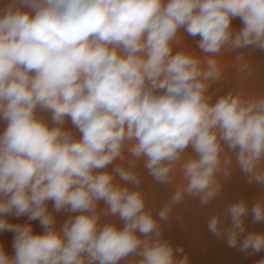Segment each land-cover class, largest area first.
<instances>
[{
    "label": "clouds",
    "instance_id": "obj_1",
    "mask_svg": "<svg viewBox=\"0 0 264 264\" xmlns=\"http://www.w3.org/2000/svg\"><path fill=\"white\" fill-rule=\"evenodd\" d=\"M182 29L199 37L202 55L173 51ZM249 46L264 50V0H10L0 9V231L15 235L0 264H190L163 238L135 167L143 160L160 183L182 178L160 220L187 197L205 205L219 195L232 166L225 146L248 182L264 185V96L209 94L221 53ZM235 66L246 71L243 55ZM61 210L78 214L57 228ZM249 211L264 222V199L229 204L208 230L260 252L264 233L241 240Z\"/></svg>",
    "mask_w": 264,
    "mask_h": 264
},
{
    "label": "rangeland",
    "instance_id": "obj_2",
    "mask_svg": "<svg viewBox=\"0 0 264 264\" xmlns=\"http://www.w3.org/2000/svg\"><path fill=\"white\" fill-rule=\"evenodd\" d=\"M10 0H0V9L6 7ZM232 28L238 31L242 28V21L239 17L233 18ZM183 39L180 44L174 46L173 51L184 50L185 48L196 55H202L198 48L199 37H192L187 32L181 30ZM243 55L248 68L245 72H240L236 68V56ZM220 60L224 72L219 82L209 88V94L212 101L227 94L229 91H238L243 89L246 94L253 96H264V50L254 46L238 49L235 51L222 52ZM40 115L50 120V113L40 112ZM6 126L4 121H0V132ZM72 128L70 121L66 125ZM75 131L74 128H72ZM186 153L195 156L191 146L186 149ZM225 154L232 158L230 175L224 177L221 175L219 180L222 189L219 195L205 205H201L198 197H187L182 202L174 205L167 220H160L158 213L161 208L168 203L177 187L182 182L179 172L174 174V179L170 183L157 182L144 166V161L137 162L135 172L140 179L139 189L143 192L146 199V207L153 216L156 217L161 229L163 238L168 240L175 247L182 246L184 252L180 256L187 255L190 264H258L264 259V250L257 253L241 252L239 245L236 248L228 247L224 236L213 235L207 227L208 221L215 215H223L227 206L238 200H244L249 209L261 199H264V185L249 183L248 176L244 174L235 162V153L229 152L225 146ZM127 157V154H126ZM130 159V157H127ZM127 159L123 162L115 161L108 166L109 171L116 164L123 163L127 166ZM118 179V177H117ZM130 188L133 185H128ZM106 206L103 201L99 202L98 209H104ZM49 211L53 210V203L48 202ZM56 218V227L63 225L69 216L78 213H71L65 210L53 213ZM7 220L12 224H30L34 234H40L44 231L38 220L30 221L27 217H15L8 215ZM116 223L118 227L123 226V221L118 217H102V223ZM230 219L225 221L226 226H230ZM245 232L241 236L243 240L249 232L264 233V222H253L251 211L245 217ZM14 232L0 231V247L9 255H14L13 241ZM137 259L135 256H129L122 260L120 264H130V261Z\"/></svg>",
    "mask_w": 264,
    "mask_h": 264
}]
</instances>
